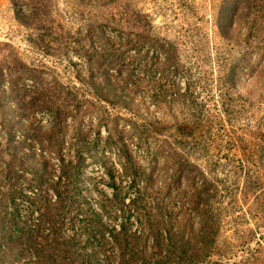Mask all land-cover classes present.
Listing matches in <instances>:
<instances>
[{
	"label": "rangeland",
	"instance_id": "rangeland-1",
	"mask_svg": "<svg viewBox=\"0 0 264 264\" xmlns=\"http://www.w3.org/2000/svg\"><path fill=\"white\" fill-rule=\"evenodd\" d=\"M167 220L264 264V0H0V264H154Z\"/></svg>",
	"mask_w": 264,
	"mask_h": 264
},
{
	"label": "trees",
	"instance_id": "trees-1",
	"mask_svg": "<svg viewBox=\"0 0 264 264\" xmlns=\"http://www.w3.org/2000/svg\"><path fill=\"white\" fill-rule=\"evenodd\" d=\"M196 193L195 197H199ZM199 205L195 203V210H199ZM170 220L163 222L162 232L157 233L158 257L154 264H201L214 254L218 233L216 220H208L204 223V229L193 233L192 237L187 235L184 226L177 228Z\"/></svg>",
	"mask_w": 264,
	"mask_h": 264
}]
</instances>
